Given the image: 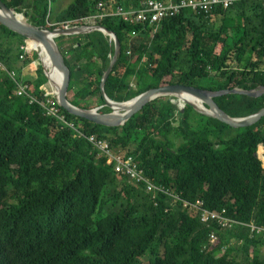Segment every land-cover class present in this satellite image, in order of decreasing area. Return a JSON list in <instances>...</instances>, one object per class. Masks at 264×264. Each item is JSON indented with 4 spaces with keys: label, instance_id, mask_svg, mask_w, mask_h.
I'll return each instance as SVG.
<instances>
[{
    "label": "trees",
    "instance_id": "obj_1",
    "mask_svg": "<svg viewBox=\"0 0 264 264\" xmlns=\"http://www.w3.org/2000/svg\"><path fill=\"white\" fill-rule=\"evenodd\" d=\"M2 1L30 24L53 30L95 15L99 3L112 13L116 6L141 8L147 0H75L60 11L53 9L57 0ZM98 25L122 45L105 85L112 101L127 102L171 84L210 91L264 87L262 0L209 15L185 10L165 19L154 34L149 25L119 17ZM134 30L138 35L132 38ZM56 42L71 71L74 105L103 106L101 80L114 44L101 32ZM23 46L29 43L0 24V62L7 70L16 72L20 61L29 68L38 58ZM23 82L36 96L55 94L41 66L33 81ZM15 89L0 70V264H264V241L250 239L246 228L224 231L202 224L198 211L173 197L153 199L117 176L85 139L18 98ZM215 102L232 118L264 109V96L226 95ZM61 110L83 134L108 141L123 158L133 156L145 177L181 199L202 200L210 211L264 224V119L233 129L191 107L182 112L169 97L151 102L118 128L79 121ZM212 232L221 241L206 249ZM224 246H230L226 253Z\"/></svg>",
    "mask_w": 264,
    "mask_h": 264
},
{
    "label": "water",
    "instance_id": "obj_2",
    "mask_svg": "<svg viewBox=\"0 0 264 264\" xmlns=\"http://www.w3.org/2000/svg\"><path fill=\"white\" fill-rule=\"evenodd\" d=\"M25 19L22 21L21 19ZM0 24H2L16 38H20L31 46V50L37 53L35 46H41L47 49L53 56L54 62L63 79V85L60 92L53 94L61 108H63L71 117L96 125L108 128H118L124 126L134 116L139 114L151 102L169 97L176 103L182 112L185 107H191L198 114L220 121L233 129H246L253 127L264 119V109L258 113L246 118H232L219 108L215 99L226 95H242L251 98H260L264 96V87H258L255 90L246 91L241 89L210 91L196 88L193 86H183L179 84L165 85L156 89H151L138 97L127 102H116L109 99L105 92V85L109 79L114 66L122 54V45L117 35L100 25H82L66 28H56L49 30L44 27H37L30 24L23 14L17 13L14 8H9L0 0ZM93 32H101L109 38L114 44V55L101 80V93L104 99V105L94 109H81L74 105L73 94L71 91V71L66 64L65 57L59 48L56 39L61 36H81ZM38 55V54H37ZM41 61L40 57L38 56ZM42 62V61H41ZM42 68L48 84L52 85L51 79L42 63ZM187 95L197 99L200 103L194 104L186 100L181 101V96ZM133 103L127 109L126 105ZM183 103L182 107L180 104ZM103 108L111 110L110 113H102Z\"/></svg>",
    "mask_w": 264,
    "mask_h": 264
},
{
    "label": "built area",
    "instance_id": "obj_3",
    "mask_svg": "<svg viewBox=\"0 0 264 264\" xmlns=\"http://www.w3.org/2000/svg\"><path fill=\"white\" fill-rule=\"evenodd\" d=\"M251 0H169L163 2L161 0H147L143 6L138 9H126L122 6H116L112 13L105 11V5L99 3L97 5V13L91 17L84 18L80 21L70 22L66 27L82 26L79 23L94 21H102L106 17H119L127 24L149 25L153 28V33L160 27L165 19L179 16L185 10H191L197 14L209 15L216 9L222 8L227 10L232 6ZM264 2V0H262ZM138 32L134 30L131 37H137ZM24 51H30L31 46L22 47ZM130 55V52H128ZM23 59V55L20 57ZM0 70L6 72L11 80L15 83V95L22 98L29 105L39 106L44 115L50 119L56 120L62 129H68L74 132L77 138L85 139L97 151L99 157L107 159V164L113 167L114 173L117 176H124L131 182L143 187L147 194L153 195L155 199L159 194L168 195L183 203L184 208L194 209L199 212L200 221L205 225H216L224 231H230L237 228H246L248 237L252 240L264 241V224L259 225L254 222H241L227 216L226 211H210L205 207L202 200H197L195 203L181 199L177 194L168 190L162 185H157L153 180L145 177L139 163L133 156L123 158L115 150H113L106 140L97 138L95 135L86 136L79 131L76 123L67 119L64 112L61 110L55 96L52 93H46L43 96H36L30 92V87L27 83L18 78L15 71H9L5 65L0 62ZM221 241V236L212 232L209 236L206 249L216 246ZM230 246H224L222 252L226 253Z\"/></svg>",
    "mask_w": 264,
    "mask_h": 264
},
{
    "label": "bare ground",
    "instance_id": "obj_4",
    "mask_svg": "<svg viewBox=\"0 0 264 264\" xmlns=\"http://www.w3.org/2000/svg\"><path fill=\"white\" fill-rule=\"evenodd\" d=\"M19 19H21V18L19 17ZM21 20L25 21V19H21ZM36 50H37L38 56L40 57L43 65H44V67H45V69H46V71H47V73L51 79V83L54 86L55 93L60 92V90L62 89V85H63V79L61 77V74L58 70L57 65L54 62L53 56L44 47L36 46ZM182 100H186V101H189V102L197 104V105L200 103L197 99H195L191 96H187V95L181 96V101ZM132 104L133 103L127 104L126 105L127 109H129L132 106ZM182 105H183V103L180 104L181 107H182Z\"/></svg>",
    "mask_w": 264,
    "mask_h": 264
},
{
    "label": "rangeland",
    "instance_id": "obj_5",
    "mask_svg": "<svg viewBox=\"0 0 264 264\" xmlns=\"http://www.w3.org/2000/svg\"><path fill=\"white\" fill-rule=\"evenodd\" d=\"M75 0H57V2L53 3V9L55 11H60L65 9L66 7H68L70 4H72ZM100 21L94 22L91 21L90 22H84V24L86 25H98ZM80 25H83V22L79 23ZM155 33V32H154ZM153 33V34H154ZM36 48V46H35ZM37 54V53H36ZM38 56V55H37ZM145 60H147V57H145ZM37 65V68L35 67ZM41 66L42 67V62L39 60V58H37L35 60V62H33L32 67H35V71L38 70V67ZM50 84H48L49 86Z\"/></svg>",
    "mask_w": 264,
    "mask_h": 264
},
{
    "label": "crops",
    "instance_id": "obj_6",
    "mask_svg": "<svg viewBox=\"0 0 264 264\" xmlns=\"http://www.w3.org/2000/svg\"><path fill=\"white\" fill-rule=\"evenodd\" d=\"M35 67L37 68V65ZM35 67H32L31 65L29 68H25L23 67V63L20 61L17 65L16 72L23 81H26V80L33 81L35 79V73H36Z\"/></svg>",
    "mask_w": 264,
    "mask_h": 264
}]
</instances>
